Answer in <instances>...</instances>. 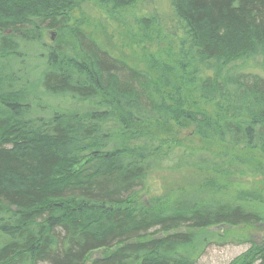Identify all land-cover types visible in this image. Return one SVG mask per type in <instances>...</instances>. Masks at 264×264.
Here are the masks:
<instances>
[{
	"label": "trees",
	"instance_id": "trees-1",
	"mask_svg": "<svg viewBox=\"0 0 264 264\" xmlns=\"http://www.w3.org/2000/svg\"><path fill=\"white\" fill-rule=\"evenodd\" d=\"M146 1L0 0V264H87L98 250L92 264H196L211 244L247 242L212 228L264 223L259 192L139 200L156 171L264 176V0ZM72 10L124 26L131 47L152 32L170 48L133 62L79 29L43 40ZM181 121L220 148L164 150Z\"/></svg>",
	"mask_w": 264,
	"mask_h": 264
},
{
	"label": "rangeland",
	"instance_id": "rangeland-1",
	"mask_svg": "<svg viewBox=\"0 0 264 264\" xmlns=\"http://www.w3.org/2000/svg\"><path fill=\"white\" fill-rule=\"evenodd\" d=\"M153 1H161V4H165L167 0ZM144 3H141L139 7L137 6L135 11H126V16L133 21L136 13L140 16L144 15V12H147L146 8L149 6L148 4L143 5ZM69 18L68 28L63 33L55 31L41 32L40 35L43 40L50 43L59 40L60 37V39L72 41L70 34L79 29L88 34H95V38L116 56L133 62L143 60L146 58L145 55H152L158 50L168 51L170 48L167 42L155 39L152 32H150V39L145 48L131 47L130 32L124 26L113 23L107 29L97 30L94 23L90 19L82 17L77 10L70 11ZM162 138L168 143L165 145L164 150H169L175 145L184 146L189 150L206 148L217 151L220 148L200 139L194 126L188 121L173 124ZM197 190L207 194V197L229 201H235L237 194L240 192H259L264 196V176L248 175L218 180L192 170L156 171L149 177L147 188L141 193L139 200L145 204H150L152 200L161 196H176L184 192L192 193ZM250 206L264 214V201L262 204H251ZM222 232L227 238L238 236L247 240V242L211 244L196 264H260L259 261H256L255 256L256 252L262 249L264 245V223L249 228H227Z\"/></svg>",
	"mask_w": 264,
	"mask_h": 264
},
{
	"label": "water",
	"instance_id": "water-1",
	"mask_svg": "<svg viewBox=\"0 0 264 264\" xmlns=\"http://www.w3.org/2000/svg\"><path fill=\"white\" fill-rule=\"evenodd\" d=\"M228 226L226 225H221L219 227H215V228H212L211 230L212 231H218V232H222L223 230L227 229ZM179 232H186V229H181ZM174 232H171V234H173ZM103 253L104 251L103 250H98V251H95L91 254L90 256V260L87 262V264H92V262L94 260H98V259H101L103 257Z\"/></svg>",
	"mask_w": 264,
	"mask_h": 264
}]
</instances>
